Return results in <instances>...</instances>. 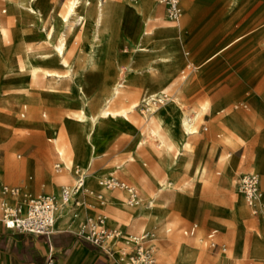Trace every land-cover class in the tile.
Masks as SVG:
<instances>
[{
  "label": "rangeland",
  "instance_id": "rangeland-1",
  "mask_svg": "<svg viewBox=\"0 0 264 264\" xmlns=\"http://www.w3.org/2000/svg\"><path fill=\"white\" fill-rule=\"evenodd\" d=\"M27 1L0 0V23L9 27L8 33L0 32V186H18L25 180L22 189L27 187L33 196L59 194L70 187L75 171L86 172L87 159L77 161L72 171L53 173L59 162L56 150L64 152L66 166L71 160L69 150H60L67 148V142L58 136L61 127L65 121L76 127L79 124L81 137L70 141L75 148L90 150L79 121L84 105L89 115L97 117L122 82V94L110 111L124 112L126 117L111 116L100 124L106 141L98 145L97 159L88 171V187L94 196H86L82 212L86 209L90 216L98 212L91 217L94 221L107 216L112 228L121 221L106 213L113 207L109 203L111 194L123 195L126 203L120 201L121 209L133 218L125 217L128 223L124 229L119 226V232L129 237L154 235L158 264H167L165 255H169L171 264H201L198 253L205 259L203 264L220 260H227V264H264V243L260 242L264 241V215L252 214L238 186V177L255 168L264 203V0H186L185 15L178 25L158 7L159 23H171L179 32L175 40L161 42L162 49L155 56L148 54H154L157 46L152 44L147 51V45L158 41L161 30L155 27L149 31L151 21H147L149 35L141 37L148 13L140 16L130 6L137 0H127L126 8L118 6L110 13L105 6L95 52L86 68L75 67L77 50L83 43L81 29L71 23V18L69 22L62 18L72 0H38L36 7L44 12L43 23L28 10ZM187 1L195 3L192 14ZM86 31L90 34L91 28ZM60 34L68 35L67 60L74 64L73 70L58 63L55 47L60 45ZM130 42L136 49L128 45ZM26 53L40 63L43 71L61 78L44 80L43 72L35 78L31 72L20 70L17 63ZM41 55L49 59L36 61ZM156 58L159 64L153 67ZM191 64L200 68L184 81L183 73ZM149 68L155 70L149 73ZM160 91L165 92L166 101L158 103L157 108L179 97L181 108L192 119H196L195 112L201 113L194 122V134L185 138L184 147L179 144L180 157L174 164L175 151L170 153L147 131L151 119L145 103L129 113L135 103ZM24 106L28 110L22 117ZM228 118H234L244 129L236 127L234 131ZM47 129H55L57 135L47 133ZM98 173L101 178L96 177ZM69 174L68 182H60ZM29 176L33 178L32 188ZM109 177L134 188L140 203L131 207L129 196L120 192L124 190L104 191L101 183ZM53 182L57 183L55 188ZM102 207L104 212L98 211ZM242 208L246 216L241 215ZM81 220L85 222V216L77 222ZM143 224L147 230L142 234L139 227ZM193 224H198L197 233L185 235ZM214 229L218 242L228 247L227 254L204 247L202 240ZM130 244L131 240L124 238L116 242L119 257L131 252Z\"/></svg>",
  "mask_w": 264,
  "mask_h": 264
},
{
  "label": "bare ground",
  "instance_id": "bare-ground-1",
  "mask_svg": "<svg viewBox=\"0 0 264 264\" xmlns=\"http://www.w3.org/2000/svg\"><path fill=\"white\" fill-rule=\"evenodd\" d=\"M37 1L38 0H28L27 1L28 10L32 14L38 15L40 22L43 23L42 14L44 12L42 13L40 11V9L38 7H36ZM184 1H183V3H184ZM125 2L127 3V0H72L68 3L66 14H64L62 18H64L66 22H69L68 20L71 18V23L78 25L79 29H81L82 40H83L82 45L77 50L76 58L78 59V62L75 65V67L82 65L83 68H86L91 62L92 56L95 52L94 44L96 43V41L98 39V29H99L100 24L104 20L105 15H106L104 7L106 6L107 11L110 13L111 11L114 10V8H116L118 6H120L122 8L123 7L126 8L127 6H126ZM183 3H182V5H183ZM130 6H132L133 9L140 14V16L144 17L145 12L148 13V17L144 22V24H145L144 25V31H143V34L141 37L148 36L149 34L145 30V27H146L147 21H152V15L154 13V10H155L157 4H155L154 1H152V0H141L140 4L130 5ZM188 8H189V11H191V8L189 6H188ZM48 12H47V14H48ZM107 22H110V21H107ZM172 23H174V22H172ZM179 23H181V22H179ZM179 23H175V24L178 25ZM89 27L91 28L90 34H88L86 31L87 28H89ZM42 30H43V28H42ZM51 30H53V29H51ZM0 32L3 34L8 33L9 27L8 26L3 27L0 23ZM178 32H179L178 27H176V26H171L168 29H161V31L159 32V38H161V37L166 38V40L163 42L169 43V42L175 40V38L178 35ZM68 35H74V34L72 32H69ZM47 36H48V38L51 39L52 33L48 31ZM67 36H63V34H60V37L58 38V39H60V45L55 47V51L59 57L58 63H60V65L67 67L69 70H73L74 67L72 65H74V64H70L67 60V58H68L67 55H68V53H70V50H69V47L67 44ZM101 53H102V51H101ZM38 59L42 60V61H47L49 59V56L48 55H41L39 58H36V61ZM17 64H18V68H20V70L24 69V70H27L28 72H31L35 76V78H38L40 72H43L42 76H43L44 80H48L49 78H53V77L61 78L60 75H55V74H52L50 72L43 71V68L40 65V63L34 62V60L27 53L23 56V58L20 61H18ZM146 70H148V69L146 68ZM154 70H155L154 68H149V73H152ZM123 88H124V84L122 82H119L116 85L112 96L106 100L105 104L102 106L97 117L89 115L86 111V105H84L83 111L81 112V115L79 116V119H80L79 121L81 122L83 133L87 137L88 142L90 144V150H81L80 147L75 148L72 145L70 138L68 137L66 129L65 130L62 129L63 130L62 133L60 132V134H61L60 137L64 141L67 142V144H66L67 148L63 147V150H69V154L71 156L73 167L76 165L77 161H80L82 159H87V164H86V172H87L91 168L94 161L97 159V156H98L97 147L99 144L104 143L106 141V136L103 133L102 129L100 128V124L104 121L105 118H108L111 116L118 118V115H122L123 117H126V114L124 112L121 114H117V113H113L110 111L111 104H113L116 100L119 99V97L122 94ZM164 96H165V92H163V91H160L157 93H152L150 96L144 98L142 103H137V104L135 103L133 105V107L129 110V113L130 112L132 113L133 111L139 109L140 106L143 103H145V105L147 106L146 112L153 115V117L151 118V121L148 125L147 131H149L151 134H154V136L160 140V143L166 146L167 150L170 153H173L175 151V155H173L174 156L173 164H174V162H176L180 157L181 150L179 148V144H181V146L184 147L185 143H186L184 141L185 138L194 134V132H195L194 122H195V120H197L200 117L201 113L195 112L196 119H192L190 117L189 112L185 111L183 108H181V106H180L181 99L179 97H176V99L171 101V102L169 101L170 103H168L167 106H162V107L157 108L158 103L162 104L163 101H166V99H164ZM172 169H173V166L171 169H167V176H169L171 174ZM78 172L86 173L82 170H78V171H75V176ZM96 177L101 178V177H99V173L96 175ZM68 179L69 178L67 176L62 177L60 179V182H68ZM109 179H110V177L108 179L105 178L104 181H108ZM132 189H134V188H132ZM124 191L128 194V196H130L129 191H127V190H124ZM85 193H86V196H94V191L91 190L88 186H86ZM76 195H78V194H76ZM32 196H33V193L31 191H29L27 187H25V189L20 190V195L18 197V200L23 203V209L24 210L27 208L28 201ZM86 198L87 197H85V199L78 204V206L75 208V210H72L70 207H67L65 209V210L68 209L66 211V214H65V216H66L65 220H67L68 218L69 219L71 218L72 221H78L81 217L85 216V222H84V224H85L88 220L93 219L91 217H94V216H90V214H86L85 211H83L84 212L83 213L81 210L83 208V206H85V204H86ZM12 204H14V203H12ZM261 204H264L262 202V199H261ZM129 205L132 206L130 203H129ZM132 207H134V206H132ZM74 211H76V212H74ZM263 212H264L263 208L262 209L260 208L259 213L263 215ZM252 214H253V212H252ZM241 215L246 216L244 208H242ZM99 218H103V220L105 222V226L109 227V225H108V219L109 218L107 216L104 215V216H101ZM82 229H83V226L81 228V231H82ZM146 230H147V227L145 224H143L139 227V231L142 234L145 233ZM122 236H123V234L121 233L120 237L111 241L110 245L113 246L114 250H115L116 242ZM132 237H131V239H132ZM131 239H124V241L125 240H131ZM115 252H116V250H115ZM127 255L128 254H126V256ZM194 256H192V257H194ZM171 258L174 259V257H171ZM164 260L168 264V263H170L171 259L169 258V255H165ZM193 260L195 261L196 258H194Z\"/></svg>",
  "mask_w": 264,
  "mask_h": 264
},
{
  "label": "built area",
  "instance_id": "built-area-1",
  "mask_svg": "<svg viewBox=\"0 0 264 264\" xmlns=\"http://www.w3.org/2000/svg\"><path fill=\"white\" fill-rule=\"evenodd\" d=\"M159 4L164 6L168 20L179 23L184 16V0H158ZM195 70L190 65L183 73L182 79L185 81ZM61 157V154H59ZM56 171L60 172V164L55 166ZM88 174L78 172L76 179L71 187H65L58 196L39 195L29 199L27 208L23 209V203L18 200L20 187L0 186V223L6 231L29 234L34 236H51L56 232L59 214L67 207L76 208L78 204L86 197L85 189L87 186ZM104 191L127 190L130 192L129 203L135 206L140 200L134 191L124 182L111 178L101 183ZM239 192L244 201L254 215L264 210V204H261L263 192L261 189L260 176L254 172L242 173L238 178ZM78 194V195H76ZM12 201L14 204H12ZM264 215V212H263ZM198 231V225L194 224L184 233L187 236H194ZM218 231L212 230L202 240L205 248L209 250H220L223 254L228 253V247L220 244L217 239ZM118 229H109L105 226L103 218L96 221L88 220L81 231V237L91 245L101 251L115 252L111 241L120 237ZM155 236L145 234L135 236L131 239V252L126 257H120L118 264H158L154 255ZM45 264H59L56 252L50 248Z\"/></svg>",
  "mask_w": 264,
  "mask_h": 264
},
{
  "label": "crops",
  "instance_id": "crops-1",
  "mask_svg": "<svg viewBox=\"0 0 264 264\" xmlns=\"http://www.w3.org/2000/svg\"><path fill=\"white\" fill-rule=\"evenodd\" d=\"M138 2H139V0L135 1L134 2L135 5H137ZM156 3H157V6H156L154 13L152 15V21L149 24L150 25L149 27H151V29L148 28L149 31H152L155 27H157V29H159V30L168 29L169 27H171V25H170L171 23H168L165 21L159 23L160 19L158 17H156L157 8L158 7L163 8L165 16H166V11H165L164 6L159 4L158 0H156ZM186 4H187V6H189L191 8V14H192L194 12V6L193 5L195 3L190 4L187 1ZM183 11H184V15H185L184 7H183ZM183 18H184V16H183ZM154 19H156V20L154 21ZM239 39L240 38H238L237 40L230 43L225 48H223L222 50H220L219 52L214 54L211 58H209L207 60V62L211 61L216 56L220 55L224 50L231 47ZM165 40H166V38L161 37L158 39V41H153L151 44L147 45V51H148L150 45L155 44L157 46V50H156V52H154V54L149 53V52H147V54L149 53L148 55H152V56L157 55L158 51H160L162 49L161 42H163ZM126 44L127 43H124L123 45H126ZM128 45H134V44H132L130 42V43H128ZM135 46L136 45H134V48L136 49ZM168 49L170 50L169 54L174 55L173 50L170 48H168ZM137 54H138V52H137ZM130 56L132 57V55H130ZM137 60H138V57L136 60L133 59V61H134L133 63H136ZM152 63H153L152 64L153 67H157L159 64V59L157 60V58H156ZM191 65H193L195 67V70L190 74V76L200 68V66L196 67L195 64H191ZM181 67H182V63H181ZM87 70H92V69H87ZM81 79H82L83 85L85 86V81L83 80L82 77H81ZM170 89H172V86H170ZM90 103L92 104L91 99H90ZM27 110H28V107L24 106L22 109V113H21L22 117L26 116ZM45 116L46 115L44 114V117ZM152 117H153V115L149 114V119H151ZM228 121H229L230 125L232 126V128L234 129V131H235L236 127L244 129L237 122H235L234 118H232V119L228 118ZM62 129L63 130L66 129L68 137L71 139L81 137V133L79 131L80 130L79 124L76 127L71 122L65 121V124L63 125V127H61V133L63 131ZM47 133H56V135H57V132L55 129H47ZM59 135H61V134H58V136ZM38 138H40V134L38 135ZM60 150H63V148H61ZM56 152H57L58 158H59V162L56 165L60 164L62 167V170L60 172H57L56 168H55L56 165H55L53 173L54 174H61L63 171H72V169H73L72 160H69V165L67 164V166H66L65 165V156L63 155L64 152L62 153L59 150H56ZM59 154H61V157L59 156ZM88 171H87V174H88ZM247 172H254V173L258 174L255 171V168H250ZM67 176H69V179H68V181H69L71 179V175L69 174ZM90 176L91 175L88 174L87 186L90 183V180H89ZM73 178H74V176H73ZM31 181H33V178H32V176H29L28 182L30 183L31 188H32L33 183ZM74 182H75V180H74ZM74 182H73V184H74ZM56 184H55V182H53V184L51 183L52 187H54V188L57 186ZM73 184L71 186H73ZM24 186H25V180L21 181L18 186H10V187H20L22 189ZM120 192L127 194L124 191H120ZM59 194H60V192H59ZM59 194H44V195H56V196H58ZM123 198H124L123 195H118V194H114V193L111 194V198H110L109 203H111L113 205V207L110 209L109 212H106V213H109V214L119 218L121 222H118L112 228L107 227L109 229H118L119 230V226L122 229H124L126 224L128 223L125 220V217L131 216V214L129 212L125 211L124 209H121L120 200L124 201ZM12 203H13V201H12ZM65 209L59 214L58 222H57V226H56V232L51 236H34V235H29V234H22V233H17V232L6 231L4 226L0 223V264H45L50 248H53L55 250L59 264H118L119 258L121 257V256L120 257L118 256L120 249L118 251L115 249L116 252H112V251H107V252L106 251H99L98 252L94 248L93 245L86 242L81 237V233H80L81 227H82L81 225L84 224V221L83 220H81L80 222L72 221L71 218L70 219L68 218L67 220H65V218H66L65 214H66V211L68 210V209L67 210H65ZM71 209L75 210V208H71ZM103 210H104V208L102 207L98 211L104 212ZM85 213L89 214V212H87L86 210H85ZM97 213L98 212H93L92 214L95 217L97 215ZM236 219L238 220V217H236L235 220ZM191 227L192 226H190L186 230L190 229ZM121 238L131 239V237L124 236V235ZM260 242L264 243L263 240H260ZM131 250H132V248L130 246V251ZM197 257L198 258L201 257V264H203L205 261L203 255H200L198 253ZM213 262H215V261H213ZM227 263H228L227 260H220V261L216 262L215 264H227Z\"/></svg>",
  "mask_w": 264,
  "mask_h": 264
},
{
  "label": "trees",
  "instance_id": "trees-1",
  "mask_svg": "<svg viewBox=\"0 0 264 264\" xmlns=\"http://www.w3.org/2000/svg\"><path fill=\"white\" fill-rule=\"evenodd\" d=\"M94 248H95V249H96L98 252H99V251H101L100 249H98V248H97V247H95V246H94Z\"/></svg>",
  "mask_w": 264,
  "mask_h": 264
}]
</instances>
